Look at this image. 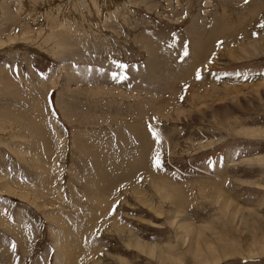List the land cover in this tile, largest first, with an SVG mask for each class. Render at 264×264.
Segmentation results:
<instances>
[{
    "label": "rangeland",
    "instance_id": "1",
    "mask_svg": "<svg viewBox=\"0 0 264 264\" xmlns=\"http://www.w3.org/2000/svg\"><path fill=\"white\" fill-rule=\"evenodd\" d=\"M262 25L264 0H0V264H264Z\"/></svg>",
    "mask_w": 264,
    "mask_h": 264
},
{
    "label": "bare ground",
    "instance_id": "2",
    "mask_svg": "<svg viewBox=\"0 0 264 264\" xmlns=\"http://www.w3.org/2000/svg\"><path fill=\"white\" fill-rule=\"evenodd\" d=\"M228 202H224L223 203V205H222V207H223V209H225V206H228ZM226 210V209H225ZM229 211H230V209H229ZM231 213H233V212H231ZM226 215H230L229 213H226ZM232 215V214H231ZM230 217V216H229ZM232 217V216H231ZM190 227V226H189ZM189 234V233H188ZM191 235V234H190ZM189 236V235H188ZM196 236V235H195ZM196 239V238H195ZM197 240V239H196ZM194 243V242H193ZM193 243H192V245H193ZM138 247H140L141 249L143 248V247H146V248H148V249H150V252H151V250L153 251L152 253H155V251L156 250H154V248L153 247H150V246H141L140 244H138ZM196 247V246H195ZM191 250V249H190ZM197 251V250H196ZM157 257H158V259H159V261L160 262H163V256H162V254L159 252L158 254H157ZM73 261V260H72Z\"/></svg>",
    "mask_w": 264,
    "mask_h": 264
},
{
    "label": "snow or ice",
    "instance_id": "3",
    "mask_svg": "<svg viewBox=\"0 0 264 264\" xmlns=\"http://www.w3.org/2000/svg\"><path fill=\"white\" fill-rule=\"evenodd\" d=\"M262 27H264V25H262ZM185 55H187V53H185ZM121 67H123V66L121 65ZM114 78H115V77H114ZM156 166H157V167L160 166L159 158H157V160H156Z\"/></svg>",
    "mask_w": 264,
    "mask_h": 264
}]
</instances>
